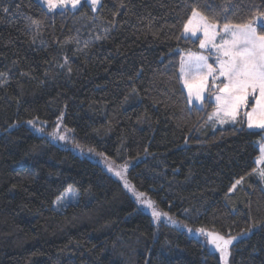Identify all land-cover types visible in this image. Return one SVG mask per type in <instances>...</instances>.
Returning <instances> with one entry per match:
<instances>
[{
	"label": "trees",
	"instance_id": "obj_1",
	"mask_svg": "<svg viewBox=\"0 0 264 264\" xmlns=\"http://www.w3.org/2000/svg\"><path fill=\"white\" fill-rule=\"evenodd\" d=\"M193 9L218 26L261 19L264 31V0L57 12L0 0V264H225L206 233L235 238L227 264H264V186L252 174L264 130L204 127L214 105L188 104L179 61L200 52L183 36ZM57 120L70 143L136 161L130 186L195 235L155 225L120 181L27 125ZM69 187L77 201L58 208Z\"/></svg>",
	"mask_w": 264,
	"mask_h": 264
},
{
	"label": "snow or ice",
	"instance_id": "obj_2",
	"mask_svg": "<svg viewBox=\"0 0 264 264\" xmlns=\"http://www.w3.org/2000/svg\"><path fill=\"white\" fill-rule=\"evenodd\" d=\"M42 2L50 12L58 8L66 9L69 5L72 9H76L81 4V0H42ZM86 2L90 3L92 11H96L100 0H86ZM257 15L264 17V12ZM216 27L217 25L210 23L206 16L193 9L191 18L184 25V31L196 35L197 31L203 30L205 37H209L210 30L212 36L217 34L215 32ZM224 31L230 34L231 39L224 40L217 48V51L225 57L218 61V70L208 64L207 58L204 56L189 54L187 60L182 58L180 71L184 86L188 89V102L192 103L193 96H195L196 101L203 102L202 93L206 87L208 77L212 76L213 86L217 87L219 93L216 95L217 111L214 113L218 122L225 123L224 117H229L235 122L239 110L242 107H248V98L251 96L255 103L251 112H245L248 127L264 129V31L257 30L253 19L240 24L226 23L224 24ZM200 47H205V41H201ZM204 69H207V71L204 72ZM69 71L71 70L69 69ZM217 71L218 75H215ZM190 77H192L191 82ZM220 77H223L221 85H215L214 81ZM211 118L209 117V119ZM29 123L31 124L32 121H29ZM58 128L59 125H57V130ZM65 138L63 135L53 134V139L65 140ZM109 171H113V169L109 167ZM115 175L120 176L121 173L116 171ZM259 175L264 180V170ZM242 180L243 177L236 180L230 191L235 190ZM67 191L71 192V187ZM142 196L144 194L139 193L137 199L140 200ZM62 199L64 197L58 198V200ZM140 202L146 208L152 210L151 214L155 219L160 218L161 213L156 210L152 201L141 200ZM199 231L203 233L204 230L200 229ZM206 235L211 238L210 242L221 253V258L227 264L226 258L229 255V247L235 238H225L214 233H206Z\"/></svg>",
	"mask_w": 264,
	"mask_h": 264
},
{
	"label": "rangeland",
	"instance_id": "obj_3",
	"mask_svg": "<svg viewBox=\"0 0 264 264\" xmlns=\"http://www.w3.org/2000/svg\"><path fill=\"white\" fill-rule=\"evenodd\" d=\"M36 1L39 2L48 11L47 6L42 2V0H36ZM83 4H87L91 8L90 3H87L86 0H81V4L77 8H79ZM99 5H100V3L97 5V8L99 7ZM66 9L70 10V11L76 10V9H72L70 5ZM66 9H59L58 8L55 11H52V12L63 11V10H66ZM48 12H50V11H48ZM190 18H191V16H190ZM259 24L262 25V20L261 19H255L254 26L257 27V26H259ZM215 32L217 34L215 36H212L211 35V30H210L209 37H205L203 30H199V31L196 32V35H192L191 32H187L186 33L184 31V28H183V36L184 37H190L191 39H194V40L198 39L199 40V50H200V52H198V53H187V54L183 53L180 56V61H179V63H180L179 79H180V82H181V86H182V88H183V90L185 92V95H186V98H187V102H188V89L184 86V80L181 78V71H180L181 60H182V58L187 60L189 54L204 56V57L207 58V63L211 64L214 69L218 70V67H219L218 61L220 59H224L225 57H223L221 55V53L217 51V48L223 43L224 40H230L231 36H230L229 33H226L224 31V26H218L217 25V27L215 29ZM202 40L205 41V47L204 48L200 47V43H201ZM203 71L206 72L207 69H204ZM215 75H218V71L215 73ZM189 79H190V82H191L192 77H190ZM222 81H223V77H220L219 79H216L214 81V83H215V85H221ZM218 94L219 93L217 91V87L213 86V77L209 76L208 80H207L206 87H205V89H204V91L202 93L203 98H204L203 102L201 103L200 101H196L195 96H193V98H192V103L188 102V104L190 106H195V107H198V108L204 107V101L205 100L214 105V110L209 114V116L207 118V122H206L204 127H210L211 129L226 128V127H231V126H237V124L240 121H242V123H240V124H243V126L249 131H261V130H264V129H260V128H249L248 127L247 116L245 115V112H251L252 106L255 103L253 97H251V96H249V98H248V107H242L239 110V113H238V115L236 117V121L235 122H233L231 120V118H229V117H224L226 122L223 123V124L219 123L217 118H216V116L214 115V113H216V111H217L216 95H218ZM209 117H212V118L209 119ZM27 125L37 135L48 139L51 143L57 144L61 148L71 150L74 154H76L79 157L86 158L87 160L97 164L104 171H106L113 179H115L117 181H120L123 184V186L126 188L128 194L131 196V198L136 203L138 209L140 211L148 214L152 218V221H153V223L155 225L158 224L159 221H165L170 226L179 228L181 230H185L187 234L188 233L192 234V236L195 235L194 232L190 231L185 226H182L178 222H176L174 220H171V219L167 218L166 216L162 215V213L159 210H157V209L156 210L161 213V216H160V218L158 220L155 219L152 216V214H151L152 210L146 208L145 205L140 202L141 200H148V199H146V197H144V196L140 197V200L137 199V195L139 194V192L134 190L132 188V186H130V184L127 182V180L125 178L127 172L129 171L131 166L136 161H129V162H126V163L118 164L115 161H113L111 158H108L107 156H105L102 153H98V152H96L94 150H90V149H83V148H80V147L70 143V132L63 125L61 120H57L56 123L54 124V126L51 127V128H48V126H46V124H41V123H37L36 124L35 122H32L31 124L28 123ZM57 125H59L58 130H57ZM41 129H42V131H41ZM54 133L57 136H59V135L65 136L66 137L65 140L53 139V134ZM257 146H258V150H259V155H258V157L255 160V168H254L252 174L264 186V180H262L260 175H259V173L262 170H264V151H262V149H264V135H263V141L261 143H259ZM109 167H111L113 169V171H109ZM116 171H119L121 173V175L120 176L115 175ZM71 189H72L71 192H68L66 190L65 192L62 193V195L60 197H64V199L56 201L57 202L56 204L58 205L57 206L58 208L62 207V206H65V205H67L69 203H75L77 201L78 194H77V192L75 191L74 188L71 187Z\"/></svg>",
	"mask_w": 264,
	"mask_h": 264
},
{
	"label": "water",
	"instance_id": "obj_4",
	"mask_svg": "<svg viewBox=\"0 0 264 264\" xmlns=\"http://www.w3.org/2000/svg\"><path fill=\"white\" fill-rule=\"evenodd\" d=\"M206 239L208 240L209 246L211 247L210 237L205 234Z\"/></svg>",
	"mask_w": 264,
	"mask_h": 264
}]
</instances>
